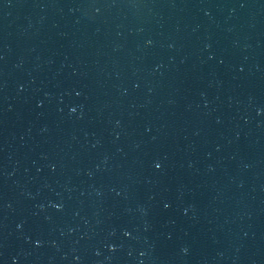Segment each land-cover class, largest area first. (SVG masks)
Listing matches in <instances>:
<instances>
[{"label": "water", "instance_id": "water-1", "mask_svg": "<svg viewBox=\"0 0 264 264\" xmlns=\"http://www.w3.org/2000/svg\"><path fill=\"white\" fill-rule=\"evenodd\" d=\"M0 264H264V0H0Z\"/></svg>", "mask_w": 264, "mask_h": 264}]
</instances>
